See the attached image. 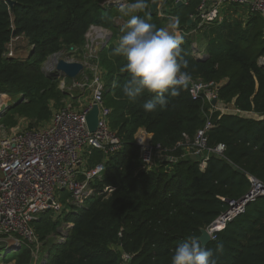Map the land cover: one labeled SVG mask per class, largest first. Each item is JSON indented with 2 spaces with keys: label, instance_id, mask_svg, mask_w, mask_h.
<instances>
[{
  "label": "trees",
  "instance_id": "16d2710c",
  "mask_svg": "<svg viewBox=\"0 0 264 264\" xmlns=\"http://www.w3.org/2000/svg\"><path fill=\"white\" fill-rule=\"evenodd\" d=\"M12 1L10 8L0 0V97L17 98L0 114V124L13 126L25 117L29 127L38 126L49 120L53 109L64 106L62 99L76 98L58 87L59 78L45 75L43 62L54 52L82 49L90 24L115 32V10L104 0ZM151 1L146 0L147 7L136 14L160 28L159 18L149 12ZM162 1L171 16L179 17L178 27L185 31L193 27L188 19L198 0ZM235 7L244 8L226 5L221 11ZM229 14L226 11L221 21L202 30L204 60L195 59L183 38L182 55L188 61L184 70L192 78L217 82L218 104L251 116L210 113V104L192 99L187 87L178 96H168L166 108L145 112L142 105L156 94L144 92L134 101L122 94L129 75L121 71L124 59L112 53L115 35L100 48L97 63L105 79L104 103L111 109L108 124L121 148L107 156L92 149L88 164L104 160L105 170L90 184L91 193L79 204L66 202L62 194L59 210L45 211L33 220L46 250L38 264H171L179 244L191 236L198 238L201 229L226 210L228 200L248 192L249 176L264 184V68L258 64L264 56L263 21L249 12V28L242 29L232 26ZM16 36L32 47L19 58L5 55ZM207 118L212 124L206 130L207 146L221 143L224 149L221 155L210 154L201 168L199 160L185 151ZM138 129L149 133L150 143L160 144L173 160L147 167L134 139ZM61 222L67 226L58 228ZM217 243L223 244L222 252H216ZM203 246L213 250L216 264H264V196L248 202ZM32 252L29 243L21 242L10 259L30 264ZM7 255L0 249V264Z\"/></svg>",
  "mask_w": 264,
  "mask_h": 264
},
{
  "label": "built area",
  "instance_id": "2783aa9c",
  "mask_svg": "<svg viewBox=\"0 0 264 264\" xmlns=\"http://www.w3.org/2000/svg\"><path fill=\"white\" fill-rule=\"evenodd\" d=\"M119 1L124 0H104L103 4L112 2L115 5ZM191 1L174 0L177 4ZM226 5L244 7L258 14L263 21L264 31V0H198L195 12L189 14L188 19L189 23H194L193 27L186 32L185 28L178 27L176 32L190 35L204 30L220 20L221 10ZM105 37L106 29L95 24H90L85 33V38L90 42H101ZM10 50L8 48L7 52ZM60 52L48 57L51 65L53 58L58 57ZM187 90L192 99L210 104V113L218 110L251 116V113L237 111L231 105L218 104V83L215 81L192 78ZM104 91L102 71L95 69L87 84L88 99L79 108L62 106L53 109L49 120L38 126L29 127L27 124L7 130L0 124V241L9 238L15 245L29 243L33 247L30 264L39 261L38 251L42 248L32 226L33 220L45 211L59 210L62 194L66 195V202L79 204L83 197L91 193L90 184L105 170L104 160L94 165L88 164L92 149H98L107 156L121 148L120 138L108 124L111 109L104 103ZM212 100L216 101L215 104L211 103ZM93 104L98 108V119L95 130L91 132L86 125V115ZM211 126L207 118L187 145L190 155H199L201 168L206 166L210 154L221 155L224 149L221 143L213 148L207 146L206 130ZM136 143L140 146L141 160L149 168L158 154L163 159L173 160L163 152L160 144L140 140ZM249 181L250 194L228 200L226 210L205 228L210 239L227 222L242 213L248 202L264 196V184L252 176H249Z\"/></svg>",
  "mask_w": 264,
  "mask_h": 264
},
{
  "label": "clouds",
  "instance_id": "9594fccd",
  "mask_svg": "<svg viewBox=\"0 0 264 264\" xmlns=\"http://www.w3.org/2000/svg\"><path fill=\"white\" fill-rule=\"evenodd\" d=\"M146 7V0H133L121 7V13L129 18L112 53L124 59L121 71L129 75L122 85V94L134 101L144 92L155 93L154 99L142 105L145 112H152L157 106L166 108L168 96H178L192 76L184 70L188 61L182 55L183 36L164 27L157 28L148 18L136 14ZM178 24L179 17H176L172 28ZM222 251L223 244L217 243L216 252ZM213 257V250L205 248L200 239L191 236L176 247L171 264H216Z\"/></svg>",
  "mask_w": 264,
  "mask_h": 264
},
{
  "label": "rangeland",
  "instance_id": "374dc122",
  "mask_svg": "<svg viewBox=\"0 0 264 264\" xmlns=\"http://www.w3.org/2000/svg\"><path fill=\"white\" fill-rule=\"evenodd\" d=\"M165 1L160 0L157 4L156 9L153 11L155 16L159 18V27H164L167 28L169 31H176L178 26L176 25L175 29L172 28V25L175 22V19L173 16L170 15L168 9H167V4L164 3ZM106 3V2H105ZM119 2L115 3L113 5L112 2L107 3L105 5H108L109 7L114 8L115 11L112 13V22L113 24L117 27L116 31H112L108 26L104 27L107 31V36H110V38L114 35V39L112 40L113 45H116V42L118 41V38L123 34L121 29L124 28L127 19L129 18L128 16H125L121 13L120 9L122 6H126V1L124 0L123 3L118 4ZM228 11L230 12L228 21L232 24V26L240 25L242 29H248L249 26H247V23L250 21V15L249 11H247L245 8H227L222 12L221 18L218 21H221V19L225 16V12ZM90 26V25H89ZM231 26V25H230ZM89 28V27H88ZM88 30V29H87ZM186 32V31H185ZM196 33H191L190 35L182 34L180 33L184 40L188 43V47L191 48L194 53L198 55H204L206 54V51L202 48L204 47V41L205 38L203 36L202 31H195ZM105 38L101 40V42H96V41H88L85 38V42L83 45L82 49H72V50H62L60 52V55L57 57L59 59H64L67 61H78L83 64L84 68L83 70L74 78L69 79V78H62L59 79L58 82V87L61 88L62 90L65 91V93H68L69 95L75 96V100L72 101L70 98H64L62 99V102L64 106H70L72 108H79L80 105L85 102L88 99V92H87V84L89 80L92 77L93 72L95 69H100L97 63V53L100 50L101 47H103V44L105 43ZM189 39V40H188ZM110 40V39H109ZM107 44V43H106ZM259 62H264V56L260 57ZM51 65V61L49 58H47L43 64H42V69L46 71L49 69ZM105 79L103 78V82L105 85ZM17 98V95L14 96H1L0 97V107L3 108L5 106H8L11 102H13ZM53 102H50V105L52 107ZM0 108V109H1ZM29 121L25 117H20L16 124L13 126H6L4 127L8 130L13 127H21L27 125ZM156 163H153L152 166H154ZM67 225L65 223H60L58 228H65ZM7 238V237H6ZM21 243V242H20ZM15 243L12 242L9 238L0 241V249L3 250L5 253L8 255L5 256V263L4 264H15L14 259H10V255L12 251L16 250L19 247V243L16 244V248H12L11 246L14 245ZM46 250L42 246V248L38 251V258L39 261H37L35 264H38L42 257L44 256Z\"/></svg>",
  "mask_w": 264,
  "mask_h": 264
},
{
  "label": "water",
  "instance_id": "95a60500",
  "mask_svg": "<svg viewBox=\"0 0 264 264\" xmlns=\"http://www.w3.org/2000/svg\"><path fill=\"white\" fill-rule=\"evenodd\" d=\"M7 5L12 8L13 7V1L12 0H4ZM159 0H152L149 6V12L152 13L158 4ZM123 3V1H119L118 4ZM179 4V3H178ZM110 36H107L105 39V43L103 44V46L109 41ZM32 50V47H31ZM31 52V51H30ZM193 56L195 57V59L197 60H204L206 58V54L204 55H198L193 53ZM52 67L47 69L46 71H44L45 75L47 76H52V77H57L59 79L62 78H69L72 79L74 77H76L84 68L83 64L78 62V61H67L64 59H59L57 57L53 58V62H52ZM258 64L260 67L264 68V62H259ZM215 100H212L211 103L215 104ZM7 108V106L3 107L0 109V114ZM97 119H98V108L96 106V104H93L91 109L89 110V112L86 115V125L89 131H94L97 125ZM192 158L194 159H198L199 155H191ZM238 172H241V170L239 168H235ZM247 194H250V191L247 192ZM198 239L201 240L202 244L204 245L205 243H207L210 240V235L207 229L203 228L200 231V235L198 236ZM12 248H16L15 244L11 246Z\"/></svg>",
  "mask_w": 264,
  "mask_h": 264
},
{
  "label": "crops",
  "instance_id": "0c3cea01",
  "mask_svg": "<svg viewBox=\"0 0 264 264\" xmlns=\"http://www.w3.org/2000/svg\"><path fill=\"white\" fill-rule=\"evenodd\" d=\"M19 43L17 47H15V44L16 43ZM20 38L18 36L14 37L11 41V43L8 45V48H11V50L9 52H5V55H7V53H10L12 57H16V58H19V57H23L27 52L28 50H30L31 46L28 45V44H22L20 43ZM21 44V45H20ZM8 56V55H7ZM52 65H50L49 68H51ZM44 71V70H43ZM230 106V105H229ZM232 107V105H231ZM1 108V107H0ZM150 138H151V135L149 133H147L146 131L142 130V129H138L136 131V133L134 134V139L135 141H150ZM189 151L186 150L185 151V154H188ZM163 158H162V155L160 156L159 154L156 155V159H155V162L154 163H157L159 161H161Z\"/></svg>",
  "mask_w": 264,
  "mask_h": 264
}]
</instances>
